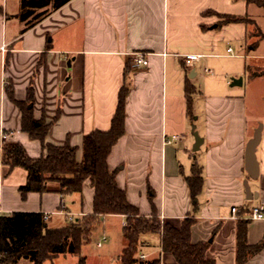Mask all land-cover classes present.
Listing matches in <instances>:
<instances>
[{
    "label": "crops",
    "instance_id": "crops-1",
    "mask_svg": "<svg viewBox=\"0 0 264 264\" xmlns=\"http://www.w3.org/2000/svg\"><path fill=\"white\" fill-rule=\"evenodd\" d=\"M20 11L21 0H0V131L10 134L5 147L19 144L34 159L45 154L40 142L21 130L22 113L14 102L26 101L32 85L34 117L50 125L47 142L77 148L81 162L84 136L110 130L119 92L128 86L125 134L108 158L117 185L142 217L156 214L176 228L193 219L192 242L209 244L207 259L236 264L237 225L264 207V52L259 50L264 9L246 0H71L24 33ZM223 16L251 22L221 24ZM139 53L148 65L135 68ZM186 55L201 58L187 64ZM221 59L235 63L218 65ZM209 65L217 66V76ZM234 79L242 84L233 86ZM187 83L194 87L191 114ZM259 128L249 163L247 146ZM175 136L180 139L167 143ZM196 137L201 145L194 152ZM195 163L203 179L197 208L187 183ZM26 182L24 169L0 167V219L48 214V228L61 229L93 213L89 180L78 194L63 195L50 183L48 192L23 197L20 187ZM101 220L109 235L97 240L96 255L83 248L84 264L90 256L121 264L125 218ZM263 238L264 220L248 221L249 245ZM161 239L145 235L139 252L151 261L159 257L160 264H178L163 252ZM43 264H79V257L59 255ZM246 264H264V249Z\"/></svg>",
    "mask_w": 264,
    "mask_h": 264
},
{
    "label": "trees",
    "instance_id": "trees-1",
    "mask_svg": "<svg viewBox=\"0 0 264 264\" xmlns=\"http://www.w3.org/2000/svg\"><path fill=\"white\" fill-rule=\"evenodd\" d=\"M71 0H21L18 18L25 24L22 32L34 27L54 10ZM264 9V0H246ZM50 6V9L47 7ZM43 11H36L43 9ZM221 24L251 21L246 18L223 16ZM42 66V62L40 63ZM7 94L13 99L12 87ZM194 87L187 83L186 97L188 113L191 114ZM130 93L128 86L119 92L118 107L108 131H93L84 136L82 161L76 158L77 148L70 144L54 146L47 142L50 125L45 120L34 117V92L32 85L27 90L24 102L14 101L22 113L21 130L33 140L40 142L45 154L31 158L23 146L17 144L5 149L3 164L11 169L22 168L27 172V182L20 187L22 196L28 193L44 194L50 183L59 185V193L71 195L81 193L84 183L89 180L94 189L93 213L70 221L61 229H49L44 215L39 213H13L0 219V259L1 264H17L24 259L33 264H43L59 255H75L79 264L85 263L83 248L90 243L91 236L101 224V219L109 215L125 218L123 242L125 248L121 264H135L137 254L145 247V235H161L163 252L174 256L178 264H216L206 257L208 243L194 244L191 239L194 220L186 218L179 228L162 222L156 214L152 217L140 216L139 210L131 205L124 190L116 182V172L108 167V158L113 147L125 134L126 103ZM58 118V115L57 117ZM187 183L197 208V198L202 192V169L195 163L192 176ZM248 221L237 225L236 264H246L251 255L264 249V238L257 245H249L247 239ZM141 264H160V258Z\"/></svg>",
    "mask_w": 264,
    "mask_h": 264
},
{
    "label": "built area",
    "instance_id": "built-area-1",
    "mask_svg": "<svg viewBox=\"0 0 264 264\" xmlns=\"http://www.w3.org/2000/svg\"><path fill=\"white\" fill-rule=\"evenodd\" d=\"M227 52L228 53H232L233 52V49L231 47H229L227 49ZM184 58V61L187 63V64H192L193 62H197L200 60V56H197V55H186L183 57ZM148 65V60L146 59L145 55L142 54V53H139V54H136L135 55V58L133 60V66L135 68H140V67H145ZM207 72H210L208 70H206ZM10 137V134L9 133H6L4 131H0V167L3 165V160H4V156H5V143L7 141V139ZM180 139V137H173L172 140H168L167 143H170L172 141H178ZM232 215L233 217H238V209L236 207L232 208ZM44 218L45 220H47L49 217H48V214H45L44 215ZM242 219H245V220H248V221H255V220H264V207L263 206H259V207H256L254 208L250 214ZM106 241V237H103L102 238V241H100L97 246L98 247H101L102 246V242ZM2 255L0 254V259H2ZM137 259L140 261V262H150L151 260L149 259V255L147 254H144L142 252H139L138 255H137Z\"/></svg>",
    "mask_w": 264,
    "mask_h": 264
},
{
    "label": "rangeland",
    "instance_id": "rangeland-1",
    "mask_svg": "<svg viewBox=\"0 0 264 264\" xmlns=\"http://www.w3.org/2000/svg\"><path fill=\"white\" fill-rule=\"evenodd\" d=\"M260 52H264V42L261 44L260 46ZM218 65H232L234 64L235 62L233 60H229V59H221V60H217L216 62ZM208 70H210L212 72V76L215 77L217 76V74H219V71L217 69V66H208L207 67ZM211 79V78H210ZM207 80V78L205 79ZM230 80V79H229ZM106 232L107 235H109V232L108 230L105 228V226L102 224H100L97 229L93 232L92 236H91V239H90V243L88 245H85L84 246V249H86L87 251L86 252H89L93 255H96L98 252H100V250H98V248L96 247V243H97V240H100L102 235ZM153 235V234H152ZM155 236V235H154ZM113 237V236H111ZM106 245V242L105 244ZM138 255V254H137ZM137 257V256H136ZM143 262H140L138 259H137V262L135 264H141ZM87 264H106V262H104L103 260H101L100 258H96L95 256H90L89 259H88V262Z\"/></svg>",
    "mask_w": 264,
    "mask_h": 264
},
{
    "label": "water",
    "instance_id": "water-1",
    "mask_svg": "<svg viewBox=\"0 0 264 264\" xmlns=\"http://www.w3.org/2000/svg\"><path fill=\"white\" fill-rule=\"evenodd\" d=\"M241 84H242V79H234L233 80V86L241 85ZM260 138H261V129L259 128L255 132L253 139H251V141L249 142V144L247 146V159H248L249 163L253 161V158H254L255 152H256V148L260 142ZM200 145H201V139L199 137H196V145L194 148V152H196L199 149Z\"/></svg>",
    "mask_w": 264,
    "mask_h": 264
}]
</instances>
